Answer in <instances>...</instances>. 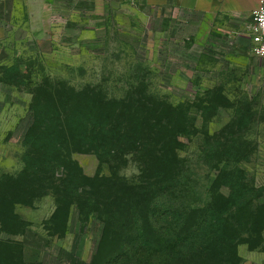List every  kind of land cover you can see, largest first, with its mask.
<instances>
[{
    "label": "rangeland",
    "instance_id": "374dc122",
    "mask_svg": "<svg viewBox=\"0 0 264 264\" xmlns=\"http://www.w3.org/2000/svg\"><path fill=\"white\" fill-rule=\"evenodd\" d=\"M0 23L7 29L0 41V179L23 166L33 105L44 106L36 98L63 84L118 96L154 95L191 108L195 129L181 155L200 196L197 207L209 202L216 178L200 149L219 139L230 121L240 132L235 140L254 144L247 167L255 187L264 189V60L240 53L237 32L223 22L147 0H7L0 3ZM74 158L89 176L112 171L92 153ZM122 170L135 174L134 162ZM54 207L52 197L19 207L31 225L13 238L23 242L27 262L92 264L102 224L82 220L74 207L66 235L55 233ZM239 253L242 264H264V236H254Z\"/></svg>",
    "mask_w": 264,
    "mask_h": 264
},
{
    "label": "trees",
    "instance_id": "16d2710c",
    "mask_svg": "<svg viewBox=\"0 0 264 264\" xmlns=\"http://www.w3.org/2000/svg\"><path fill=\"white\" fill-rule=\"evenodd\" d=\"M39 99L44 106L33 105L23 166L0 179V264H36L13 237L31 225L19 207L45 197L54 200L55 233L66 235L74 207L82 220L100 221L92 264H242L239 247L264 236V189L247 167L256 148L235 140L233 121L200 149L216 178L209 202L197 207L200 196L181 155L195 129L184 103L63 84ZM85 153L112 171L87 175L74 158ZM130 162L133 175L122 170Z\"/></svg>",
    "mask_w": 264,
    "mask_h": 264
},
{
    "label": "crops",
    "instance_id": "0c3cea01",
    "mask_svg": "<svg viewBox=\"0 0 264 264\" xmlns=\"http://www.w3.org/2000/svg\"><path fill=\"white\" fill-rule=\"evenodd\" d=\"M7 0H0L4 3ZM149 4H174L177 8L186 10L207 21L223 22L228 30L236 31L237 50L250 55L251 39L250 24L253 14L259 8V0H147ZM205 22V21H204ZM6 26L0 23V41L6 37ZM264 60V57H260Z\"/></svg>",
    "mask_w": 264,
    "mask_h": 264
},
{
    "label": "built area",
    "instance_id": "2783aa9c",
    "mask_svg": "<svg viewBox=\"0 0 264 264\" xmlns=\"http://www.w3.org/2000/svg\"><path fill=\"white\" fill-rule=\"evenodd\" d=\"M134 2L139 0H132ZM260 6L254 12L252 23L250 24L251 52L264 57V0H259Z\"/></svg>",
    "mask_w": 264,
    "mask_h": 264
}]
</instances>
